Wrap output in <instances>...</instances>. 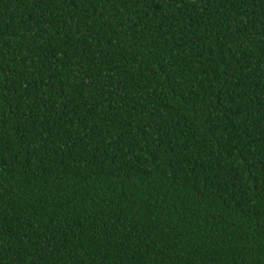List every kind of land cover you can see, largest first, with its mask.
I'll use <instances>...</instances> for the list:
<instances>
[{
    "label": "trees",
    "instance_id": "obj_1",
    "mask_svg": "<svg viewBox=\"0 0 264 264\" xmlns=\"http://www.w3.org/2000/svg\"><path fill=\"white\" fill-rule=\"evenodd\" d=\"M0 264H264V0H0Z\"/></svg>",
    "mask_w": 264,
    "mask_h": 264
}]
</instances>
